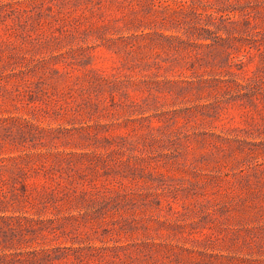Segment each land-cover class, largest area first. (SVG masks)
Instances as JSON below:
<instances>
[{"label":"rangeland","instance_id":"1","mask_svg":"<svg viewBox=\"0 0 264 264\" xmlns=\"http://www.w3.org/2000/svg\"><path fill=\"white\" fill-rule=\"evenodd\" d=\"M0 264H264V0H0Z\"/></svg>","mask_w":264,"mask_h":264}]
</instances>
